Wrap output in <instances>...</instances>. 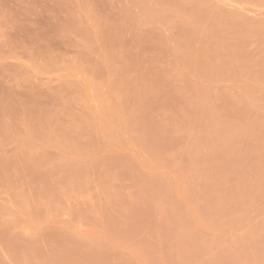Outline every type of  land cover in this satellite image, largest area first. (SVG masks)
Wrapping results in <instances>:
<instances>
[{
  "label": "rangeland",
  "instance_id": "rangeland-1",
  "mask_svg": "<svg viewBox=\"0 0 264 264\" xmlns=\"http://www.w3.org/2000/svg\"><path fill=\"white\" fill-rule=\"evenodd\" d=\"M132 1L0 0V92L35 102L25 128L5 115L0 158L46 187L13 264H264V130L233 67L158 64Z\"/></svg>",
  "mask_w": 264,
  "mask_h": 264
},
{
  "label": "crops",
  "instance_id": "crops-1",
  "mask_svg": "<svg viewBox=\"0 0 264 264\" xmlns=\"http://www.w3.org/2000/svg\"><path fill=\"white\" fill-rule=\"evenodd\" d=\"M147 32L157 35L159 53L172 65L173 51H201L206 64L233 67L231 81L238 106L251 116L252 130H264V0H133ZM132 3V5H133ZM220 87L226 86L223 73ZM34 96L0 92V123L5 115L18 113L19 125L29 126L35 108ZM14 104V105H11ZM45 124V105H38ZM238 109V108H236ZM40 120V118H39ZM5 132V131H3ZM28 162V159L25 160ZM9 161L0 158V264H13L16 257H30L41 240L45 207L36 212L34 194L46 192L45 176L31 171H11ZM42 184V186L40 185ZM32 195V196H31ZM44 202V201H43ZM42 202V203H43Z\"/></svg>",
  "mask_w": 264,
  "mask_h": 264
},
{
  "label": "bare ground",
  "instance_id": "bare-ground-1",
  "mask_svg": "<svg viewBox=\"0 0 264 264\" xmlns=\"http://www.w3.org/2000/svg\"><path fill=\"white\" fill-rule=\"evenodd\" d=\"M221 212V211H220ZM224 212V211H223ZM162 224V223H161Z\"/></svg>",
  "mask_w": 264,
  "mask_h": 264
}]
</instances>
